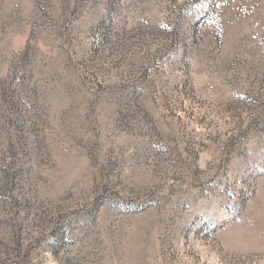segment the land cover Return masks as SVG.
I'll return each mask as SVG.
<instances>
[{
	"label": "rangeland",
	"instance_id": "374dc122",
	"mask_svg": "<svg viewBox=\"0 0 264 264\" xmlns=\"http://www.w3.org/2000/svg\"><path fill=\"white\" fill-rule=\"evenodd\" d=\"M0 264H264V0H0Z\"/></svg>",
	"mask_w": 264,
	"mask_h": 264
}]
</instances>
